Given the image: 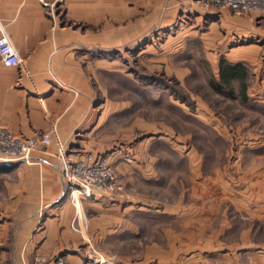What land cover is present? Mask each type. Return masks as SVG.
Segmentation results:
<instances>
[{
    "label": "crops",
    "instance_id": "obj_1",
    "mask_svg": "<svg viewBox=\"0 0 264 264\" xmlns=\"http://www.w3.org/2000/svg\"><path fill=\"white\" fill-rule=\"evenodd\" d=\"M58 3L65 5V14L49 12ZM177 12L188 15L185 22L197 21L184 33L200 36L218 75L222 58L241 63L248 95L264 101V12L202 7L198 0H0V21L28 72L0 59V123L15 134L55 127L72 158L87 152L106 154L122 178L134 174L136 179H154L158 174L157 156L150 150L154 140L144 144L143 137L138 138L130 161L121 144L106 151V133L99 131L122 105L97 92V68L110 70L112 65L97 61L94 51L97 42L107 49L127 46L155 25L177 36V29L169 26ZM101 21L99 30L89 26ZM112 21L125 22L113 26ZM155 48L146 43L135 50L151 53L149 61L154 62ZM9 163L13 164L0 170V264H56L57 255L63 256L64 264H86L85 243L104 252L101 245L107 240L116 237L126 243L128 233L141 246L135 257L123 254L121 264H225L229 252L211 256L201 248L239 243L240 236L245 237L242 233L235 241L225 240L224 230L230 225L223 212L217 219L220 203L213 199L217 194L199 183L172 194L167 191L174 196L168 202L145 199L141 187L134 199L127 191L111 197L98 187L90 196L74 199L55 141L35 148L28 159ZM260 167L264 169V164ZM232 254L236 262L232 258L231 263L240 264L239 252Z\"/></svg>",
    "mask_w": 264,
    "mask_h": 264
},
{
    "label": "rangeland",
    "instance_id": "obj_2",
    "mask_svg": "<svg viewBox=\"0 0 264 264\" xmlns=\"http://www.w3.org/2000/svg\"><path fill=\"white\" fill-rule=\"evenodd\" d=\"M198 4L233 10L229 5L206 0H198ZM64 10L65 5L58 3L53 4L49 12L63 15ZM233 11L264 12L250 8ZM187 16L185 12H177L169 25L177 29V36L164 33L163 27L155 25L145 30L136 46L133 45L137 41L128 43V47L117 45L112 49L96 44L95 59L108 60L112 65L110 70L97 68V92H104L113 103L122 105L110 114L99 131L106 133L104 146L123 145V155L130 161L135 158L134 143H139L143 137L144 144L154 140L150 150L157 156L158 174L147 180L136 179L134 174L128 180L122 178L111 162L120 187L112 189L108 195L115 197L127 191L134 199L136 189L141 187L145 199L168 202L174 196L165 194L167 191L172 194L181 187L198 183L211 188L217 194L213 199L217 198L220 203L217 219L223 212L230 225L225 227V240L235 241L242 233L245 237L240 236L239 243L208 244L201 250L209 255L229 252L231 256L225 258V264L231 263L235 251L239 252L240 264H264V174H260V166L264 164V101H254L248 95L247 76L244 91L238 79L233 80L231 86L222 85L221 90L213 87L211 82L220 79L216 62L207 56L198 34L184 33L186 27L197 24L195 19L185 22ZM121 22L125 21H112V25L119 26ZM102 25L103 21L89 26L99 30ZM197 26L198 29L200 25ZM152 28L154 32L160 30L159 34L158 31L154 34ZM146 43L155 44L154 62L149 61L151 53H136L135 49ZM216 170L223 177L222 185ZM203 177L205 179L201 180ZM150 226L145 231L147 238L152 235ZM118 239L112 237L101 245L104 252L89 242L85 244L89 245L88 252L93 256L112 258L114 264H121L122 255L135 257L141 244L137 245L129 233L126 243ZM233 259L236 262V256Z\"/></svg>",
    "mask_w": 264,
    "mask_h": 264
},
{
    "label": "built area",
    "instance_id": "obj_3",
    "mask_svg": "<svg viewBox=\"0 0 264 264\" xmlns=\"http://www.w3.org/2000/svg\"><path fill=\"white\" fill-rule=\"evenodd\" d=\"M214 4L229 5L233 10L246 8L264 10V0H206ZM0 59L7 65L17 64L27 72L23 58L0 21ZM28 73V72H27ZM55 141L63 162V173L67 179L70 193L74 199L93 194V188L98 187L107 194L118 185V174L107 155L87 152L78 158H72L67 152L55 127L50 132L35 131L31 134H15L0 123V160L14 162L28 159L30 151L40 145ZM85 244L86 264H114L112 258L93 256ZM63 256H56V264H64Z\"/></svg>",
    "mask_w": 264,
    "mask_h": 264
},
{
    "label": "trees",
    "instance_id": "obj_4",
    "mask_svg": "<svg viewBox=\"0 0 264 264\" xmlns=\"http://www.w3.org/2000/svg\"><path fill=\"white\" fill-rule=\"evenodd\" d=\"M225 60L221 59L220 65V79L219 81H212V85L215 89L221 90L222 85H232V79L237 78L241 81V88L244 91L245 89V69L241 63H231L224 62ZM232 88V87H231ZM13 163L9 162H0V170L6 169L11 166Z\"/></svg>",
    "mask_w": 264,
    "mask_h": 264
}]
</instances>
